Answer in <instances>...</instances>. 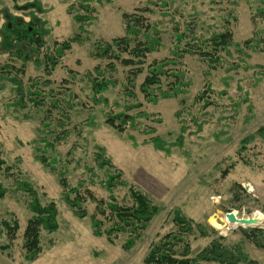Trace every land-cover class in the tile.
Wrapping results in <instances>:
<instances>
[{"label": "rangeland", "instance_id": "374dc122", "mask_svg": "<svg viewBox=\"0 0 264 264\" xmlns=\"http://www.w3.org/2000/svg\"><path fill=\"white\" fill-rule=\"evenodd\" d=\"M79 1L0 0V68L10 62L3 53L9 46L2 27L13 20L37 24L45 35L41 56L53 50L55 43L77 37L47 79L57 88L61 81L69 79V71L78 74L71 90L85 103L88 92L86 80L81 76L92 72L98 64L105 65L91 58L95 42H109L124 36L123 13L147 9V20L161 35L163 46L148 56L146 64L169 57L172 28L182 26L189 18L195 19L204 35L218 31L224 19L229 21L234 44L214 71L195 57L184 60L186 94L148 104L138 93L137 100L142 102L140 110L150 118L138 119L136 128H128L123 135L104 125L102 114L115 113L132 102L124 97L120 85L109 89L105 94L108 106L99 105L89 113L78 110L73 124L67 127L70 130L67 138L54 141V151L47 153H41L39 142L44 130L42 115L30 109L15 112L11 106L15 94L10 84L0 80V161L3 163L0 164V185L7 191L0 200V223L18 225V230L9 238L0 224V264H143L150 244L176 231L171 221L176 211L207 229L206 237L201 238L195 232L188 236L191 258L211 241L221 238L220 242L227 248L241 249L249 260L264 264V250L247 242L242 232L264 229V144L257 138L241 149L242 139L264 126V53L252 51L243 44L263 27L254 25L250 19V9L258 8L259 3L249 6L244 1H236L216 5L210 0H165L164 7V0H92L89 4L94 10L92 19L80 28L73 13H69V7L78 6ZM41 56L34 55L33 60L23 63V82L44 77L43 68L34 62ZM13 61L17 67L22 66V62ZM125 71L119 68L120 81ZM207 85L212 91L213 104L198 108L194 98ZM90 115H94L92 124L88 122ZM149 127L155 128L156 133H145ZM156 135L169 147L167 153L155 150L151 143L145 144ZM47 137L53 140V136ZM100 149L123 173L124 180L135 185L159 208L141 240L129 251L122 249L124 236L112 245L104 236L95 237L89 218L95 204L85 205L88 217L76 218L63 201L58 174L44 169L36 159L40 155L47 159L55 157L58 161L55 168L72 188L83 182L97 199L107 200L109 194L101 183L106 176L95 163ZM19 183L34 189L43 204L54 202L57 210L58 229L52 234H41L42 252L34 262L25 260L22 247L23 231L31 213L27 207L30 196ZM126 192V188L114 191L120 205ZM212 197L219 200L215 202ZM227 213L236 218H257L259 223L252 227L230 224L225 218ZM4 246L6 249H2Z\"/></svg>", "mask_w": 264, "mask_h": 264}, {"label": "trees", "instance_id": "16d2710c", "mask_svg": "<svg viewBox=\"0 0 264 264\" xmlns=\"http://www.w3.org/2000/svg\"><path fill=\"white\" fill-rule=\"evenodd\" d=\"M91 1L80 0L78 6L72 4L69 7V13H73V19L80 24V28L92 19L91 14L94 10L89 5ZM210 1L216 5L236 1H244L249 6L259 3L258 8L250 9V19L254 25L262 24L263 27L255 32L252 39L243 44L252 51L257 50L264 53V0ZM162 5L166 7L165 0ZM146 12L149 11L137 9L132 14L123 13L121 19L124 36L114 38L109 42H95L91 58L104 62L105 65L98 64L92 72H86L81 76L86 80L87 100L90 105L88 102L79 100L71 90V86H74L77 81L78 74L69 71V79L61 81L57 88L52 87V81L47 79L52 76L64 53L71 49L77 37L69 38L62 43H55L53 50L50 49L41 56L45 35L40 32L36 23L13 20L11 23L3 25V35L6 36L9 46L3 53L9 57L10 62L1 66L0 80L10 84L11 91L15 94L14 103H11L15 112L30 109L35 114L42 115L41 125L44 130L41 131L42 137L39 140L43 149L41 153L53 152L54 141H64L67 138L70 132L67 127L73 124L74 116L78 110L89 113L99 105L108 106L105 94L117 85L122 87L124 97L130 99L132 103L125 105L123 109L115 113L112 111L103 113V124L119 135L126 133L128 128L135 129L139 124L137 123L138 119L149 120L150 118L146 112L140 110L142 102L137 100L138 93L148 104H156L160 99L177 98L186 94L188 83L184 60L187 57H195L205 64L207 69L214 71L221 64L222 56L227 54L234 44V34L230 29L229 21L224 19L223 26L218 31L204 35L199 30L195 19L189 18L182 26L175 25L172 28L169 57L153 60L146 64L148 56L158 52L163 46L161 35L157 28L147 20ZM232 19L236 20L235 17ZM236 46L239 48V45ZM27 49L30 52H27ZM34 55L41 56L34 62L37 67L43 68L44 77H35L23 82V63L33 60ZM13 59L22 62V66L17 67L13 63ZM119 68L126 69L125 77L121 81L117 77ZM140 76L143 77L142 81L137 83ZM211 94L210 86L207 85L195 96L194 105L203 109L213 104L210 101ZM180 102L183 104L182 100ZM132 110L138 111L135 114H130L129 112ZM176 115L178 117V114ZM24 118L28 119V116ZM93 119L94 115H90L88 122L92 124ZM155 121L159 123L160 119ZM73 129L76 127L73 126ZM147 129L145 133L148 135L156 133V129L153 127ZM47 135L53 136V140ZM129 137L133 139V137ZM257 138L264 144V126L259 127L254 134L242 139L241 149L243 150L248 143ZM146 143H151L157 151L165 153L169 151L167 144L158 135L151 137L145 141ZM36 159L44 169L58 174L59 184L64 191L63 201L76 218L81 220L88 217L85 205L89 202L95 204L93 214L89 216L92 234L95 237L104 236L107 243L111 245L115 240L124 236L122 249L131 250L141 240L149 224L158 214V205L153 203L135 185L125 181L123 173L113 165L111 159L102 150L95 155V163L100 170L103 169L106 176L101 183L109 194L107 200L97 199L89 189L85 188L83 182L72 188L63 178V174L55 168L58 164L55 157L47 159L44 155H40ZM0 164H3L2 161ZM4 170L7 172L9 168L6 167ZM19 185L23 186L30 196L27 207L31 213L23 231L22 247L25 252V260L34 262L42 252L41 234L43 232L52 234L58 229L57 210L52 201L43 204L38 193L28 184L19 183ZM118 188L127 190L122 201L123 205H120L113 195ZM6 193V189L0 185V200ZM232 213L235 214V212ZM171 221L176 231L151 243L149 251L143 259V264H206L208 262L257 264L255 261L249 260L241 249H229L224 246L220 242L221 238L211 241L195 258H191L188 236L195 232L201 238L206 237L207 229L194 224L192 220L186 219L177 211L173 213ZM0 224L9 234V238H12V235L18 230L16 222L3 221ZM242 232L243 238L247 242L259 250H264V229L255 228Z\"/></svg>", "mask_w": 264, "mask_h": 264}, {"label": "water", "instance_id": "95a60500", "mask_svg": "<svg viewBox=\"0 0 264 264\" xmlns=\"http://www.w3.org/2000/svg\"><path fill=\"white\" fill-rule=\"evenodd\" d=\"M225 218L230 224H236L242 227L256 226L259 223L257 218H236L232 213H227Z\"/></svg>", "mask_w": 264, "mask_h": 264}, {"label": "built area", "instance_id": "2783aa9c", "mask_svg": "<svg viewBox=\"0 0 264 264\" xmlns=\"http://www.w3.org/2000/svg\"><path fill=\"white\" fill-rule=\"evenodd\" d=\"M212 199L216 202L217 200H219V197H212Z\"/></svg>", "mask_w": 264, "mask_h": 264}, {"label": "bare ground", "instance_id": "6f19581e", "mask_svg": "<svg viewBox=\"0 0 264 264\" xmlns=\"http://www.w3.org/2000/svg\"><path fill=\"white\" fill-rule=\"evenodd\" d=\"M249 187V186H246V188ZM247 190V189H246Z\"/></svg>", "mask_w": 264, "mask_h": 264}]
</instances>
